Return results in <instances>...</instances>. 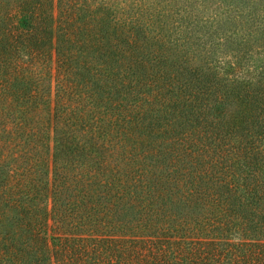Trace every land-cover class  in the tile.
Returning <instances> with one entry per match:
<instances>
[{"label":"trees","instance_id":"1","mask_svg":"<svg viewBox=\"0 0 264 264\" xmlns=\"http://www.w3.org/2000/svg\"><path fill=\"white\" fill-rule=\"evenodd\" d=\"M0 264H264V0H0Z\"/></svg>","mask_w":264,"mask_h":264}]
</instances>
